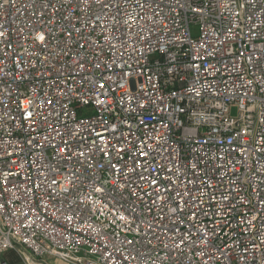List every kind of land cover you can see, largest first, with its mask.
<instances>
[{"label": "built area", "instance_id": "2783aa9c", "mask_svg": "<svg viewBox=\"0 0 264 264\" xmlns=\"http://www.w3.org/2000/svg\"><path fill=\"white\" fill-rule=\"evenodd\" d=\"M18 246L264 264V0H0V253Z\"/></svg>", "mask_w": 264, "mask_h": 264}, {"label": "crops", "instance_id": "0c3cea01", "mask_svg": "<svg viewBox=\"0 0 264 264\" xmlns=\"http://www.w3.org/2000/svg\"><path fill=\"white\" fill-rule=\"evenodd\" d=\"M68 264L53 256H34L27 249L18 246L0 253V264Z\"/></svg>", "mask_w": 264, "mask_h": 264}, {"label": "rangeland", "instance_id": "374dc122", "mask_svg": "<svg viewBox=\"0 0 264 264\" xmlns=\"http://www.w3.org/2000/svg\"><path fill=\"white\" fill-rule=\"evenodd\" d=\"M232 112L234 113V109H232Z\"/></svg>", "mask_w": 264, "mask_h": 264}]
</instances>
